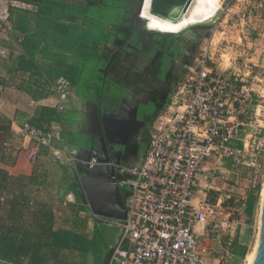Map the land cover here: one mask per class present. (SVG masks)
<instances>
[{"label":"rangeland","instance_id":"rangeland-1","mask_svg":"<svg viewBox=\"0 0 264 264\" xmlns=\"http://www.w3.org/2000/svg\"><path fill=\"white\" fill-rule=\"evenodd\" d=\"M75 1L77 4L85 5L89 2V0ZM136 1L138 0H124V5L129 9L130 14L131 10L135 9ZM77 4L75 10L82 7H78ZM144 4L146 13L143 12L142 17L146 19L147 30L159 31L161 34L181 33L190 25L209 23L217 18L211 24L192 27L185 33L171 36L160 43L155 39H140L139 35L136 42L146 50L152 46L164 48L174 46L184 53L185 60L193 59L200 52L201 47L210 45L213 55L211 64H214L218 70L223 66L229 67L233 63V67L238 68L239 72H247L245 64L249 62L251 63L247 77L249 84L254 85L256 93H261L260 97L257 95L256 97L264 106V0H193L190 6H188L189 3H184L176 6L171 12H165V17L151 13L150 0H145ZM17 8L10 22L0 26V135H7L6 140L8 136H13L14 142H20V140L16 139L18 136L16 133L12 135L11 117L15 119L18 117L23 121L22 119L31 115L33 111L40 112L41 107L44 110L47 107L45 105L36 107L35 101L48 95L41 84V76L38 72L33 71L29 79L25 80L23 69L12 66L14 58L10 57L21 40L19 10L31 9L33 6L21 0V6ZM87 8L84 7L87 12L82 19L76 15L73 20L92 24L93 21L90 22L88 19L103 16L100 10L93 12ZM94 21L99 23L98 20ZM130 21L133 20L130 19ZM8 38L13 39L14 43L11 46L4 42V40L10 42ZM110 47L116 48V42L112 41ZM123 53L114 65L113 76L122 77L123 84L129 90L124 97L121 111L116 114L109 110L110 113L106 115V118H110L107 124L112 128V131L110 128L107 130L108 138L118 143L114 136L119 134L122 144H125L127 140L135 137L131 132L133 125L146 126L145 123L140 122L139 118L143 116L139 113L143 110L144 114L152 113L155 107L152 102H149L150 100H147L148 95L136 96L130 90L136 88L141 76L136 71L138 68L133 66L138 64L140 67L142 61L138 60L136 52H126L125 55ZM146 86L147 84H144V87L140 88ZM258 112L259 115L254 116L252 124L262 127L261 131L264 132V108L258 109ZM46 113L48 112L45 111ZM50 119L52 118L46 117L44 121ZM248 130L253 131V128L248 126ZM259 133L258 136H260ZM19 137L24 139L23 136ZM1 138L4 137H0V158L9 157L8 149L7 151L5 149L10 146L8 147ZM104 139L103 135L97 138L100 147L97 151L101 163L91 168V172L98 176L108 173V167L102 164L106 160L102 152ZM21 141L23 143L24 140ZM31 146H36L34 141H31ZM252 154H256L258 157L256 162L262 165L258 172L241 170L237 173L236 169L233 170L231 167L228 170L217 169V172L211 169L212 173L215 171L213 177L216 179L209 177L208 186L212 187H209L208 197L211 202L218 204L219 219L228 220L229 223V227L219 228L205 239V243L212 248V255L220 259L218 264H248V258L257 246L264 196V151L258 154L255 150ZM30 159L34 161L36 158ZM55 163L51 173V168H46L38 172L34 170L31 175L17 177L12 175L11 177L0 171V197L9 198L8 201H4V204L0 203V243L5 251L15 258L16 264H24L21 255L29 257L27 264L32 262L102 264L105 256H103L104 249L118 242L121 238V230L105 218L96 216L89 206L81 183L77 182L76 186H67L65 189L58 184L70 182L67 176L68 171L75 173L71 171L72 164L70 166ZM48 177H56L58 181H55L53 185H46ZM74 189L78 191L75 202H64L62 198L68 191ZM54 195H59V202L54 200L52 197ZM85 206H89V209ZM113 216L117 217L119 214L113 213ZM21 259V263L18 262Z\"/></svg>","mask_w":264,"mask_h":264},{"label":"built area","instance_id":"built-area-1","mask_svg":"<svg viewBox=\"0 0 264 264\" xmlns=\"http://www.w3.org/2000/svg\"><path fill=\"white\" fill-rule=\"evenodd\" d=\"M20 6L21 0H0V26L8 24L12 9ZM212 59L210 45H205L183 64L148 130L145 154L129 168L128 177L119 179L120 186L130 189L124 197L127 216L105 218L121 230V238L107 251L106 264H209L212 248L205 239L229 223L219 219L218 206L208 194L200 193L206 166L228 160L237 173L258 172L262 167L252 154L264 151L262 127L252 124L259 115L261 93H256L245 73L218 70ZM245 67L250 69L251 63ZM47 87L63 114L73 95L72 82L61 76L48 81ZM17 133L36 144L29 152L33 159L39 147L62 139V127L43 129L28 121ZM80 153L74 148L70 158L74 161ZM98 162L93 157L89 163ZM5 199L2 196L0 203ZM68 201L75 202V195H68ZM0 264L16 263L0 257Z\"/></svg>","mask_w":264,"mask_h":264},{"label":"crops","instance_id":"crops-1","mask_svg":"<svg viewBox=\"0 0 264 264\" xmlns=\"http://www.w3.org/2000/svg\"><path fill=\"white\" fill-rule=\"evenodd\" d=\"M26 2L31 4L33 8H24V10H19L20 17H18V22L19 26L21 27V29L19 28L21 40L18 44V48L15 49L10 57L14 58L12 66L15 65L16 67L18 66L20 69H23V79L25 80L29 79L33 71L38 72L41 76L42 86L45 77L46 79L50 78L53 80L61 76L66 77L72 82L71 89L73 95L68 107L63 112V114H61L57 109L56 98L51 93H48L47 96L40 97L37 102L35 101L36 107L39 105H45L47 108L56 110V117L58 118L53 117L49 125L62 127V139L57 140L54 145L50 147H39L37 150V157L34 161L30 159L29 152L32 148H35V146H31V142L27 138H20L19 136L21 135L17 132L21 128L22 124L25 121L30 120L37 113V111H33L34 114L32 113L28 117L23 118V121L19 120V118L16 116V119L11 117L12 124L10 121V125H12V135L16 133L18 135L16 136V139L18 138L20 142H14L13 139L15 138L13 136H8L5 144L7 143L6 145L10 147H5V150L7 151L8 149L7 152H9V157L0 158V169L4 173L8 174V176L12 177V175H14L17 177L20 175H31L34 170L38 172L39 170L42 171L46 168H51V173L53 172V166L56 164L55 162L67 165L72 164L73 167L71 171L75 174H72L70 171L67 172L70 182L68 181L69 183L66 182L64 184L58 183L65 189L67 186H76L79 179L77 173L74 171L75 163L70 158V151L74 148H77L80 150L83 157L88 159L98 157L99 159L97 150L100 147L98 145L97 138L98 136L103 135L105 137L104 140L106 141L107 130L110 128L112 131V128L109 126V124L105 122L106 115H109L110 111L116 114L121 111L124 97L126 96V92L129 90V88L123 84L122 77L118 78L113 76V73H115V70H113L115 67L114 65L117 62L118 57H120L119 50L117 48L118 46L116 48L110 47L113 40L110 41V44H108L103 41L101 37H97L98 45H100L102 48H106L107 50L104 53L103 51H99L98 60V57H95L96 59L94 60L86 58L88 48L86 50L85 44L88 38L85 34L88 31L90 32L92 24L77 22L73 20V17L77 15L80 16V19H82L84 17L83 15H86L87 12H85L84 7H88L90 2L86 3V5L77 4V1L75 0H31L25 1V3ZM76 4L78 7L82 6L77 12L75 11ZM17 9L18 8H13L12 16L15 15L14 11ZM143 12L146 13V11ZM22 14L23 16H21ZM88 20L90 22H95L94 20L97 19L92 18L91 20ZM88 26L90 28H88ZM78 28H80V30H78ZM22 39H24L23 42ZM8 40L10 42L5 40L4 42L11 46V44L14 43L13 39L8 38ZM107 53L112 54V57L115 58L114 61L109 67L99 66L103 64V62H98L101 56L105 57ZM31 55L33 56V60ZM10 58L8 60H10ZM24 60H26L25 62H28L29 64H31L30 61H32L34 68H25V64L23 63ZM140 61H142L140 67L138 64L133 66L139 69L136 70L137 73H142L140 80H138L136 84L138 89L137 91H132V89L130 90L134 93V95L136 94V96L148 95L147 100H152L154 99L153 97L155 93L150 90L153 88V86L155 85L157 87H154L155 89H158L157 94L161 93V88L163 91L166 90L169 77H171L173 72L176 73L177 68L174 66L172 67V65L169 66L166 71L165 79L159 83L161 85L159 89L158 85L149 79L152 77V75L149 73V70L152 68V66L149 67V62L143 59ZM232 64L233 63H231L229 67L223 66L220 70H226L229 68L236 69V67H233ZM155 69L156 68H154V70ZM179 70L181 71V69ZM245 71L247 72L242 73H245L248 76L250 70L246 68ZM127 72L128 70L126 73ZM113 80L118 82L121 81V84L123 85L121 86V93ZM144 84H147V88H140L144 87ZM252 87L254 88V85H252ZM101 88L102 94L99 95ZM254 90H256V88H254ZM263 107L264 106L262 105H258V109ZM109 119V117L106 118L108 122H110ZM113 128L116 130L115 126H113ZM114 138H116L119 142L122 141V138L119 134H116ZM107 139L110 142L112 141V139L108 138V136ZM21 140H24V144H29V147L21 148L22 145L20 144H23L21 143ZM137 146H139V148L135 147L134 151L130 154L132 156L131 158L133 163L144 153L146 149V143L144 142L143 144ZM20 148L21 150L19 152ZM102 148L103 155L106 158L105 142L102 145ZM27 149H29V151ZM111 162L119 164L117 163V159H111L108 161L107 158L102 162V164L108 167V164ZM100 163L101 161L99 159V162L94 166ZM230 167L235 170L232 163L228 160H225L220 164H208L206 166L207 171H205L201 177L200 193H207L209 195V187H212L208 186L209 177L211 176L213 180H215L216 177H213L215 176L213 173H215V171L217 172V169L221 168L223 170H228ZM211 169H214L215 171L212 173ZM117 176V178L120 179L119 175ZM40 179H42V177H40ZM55 181L57 182L58 178L48 177L45 184L53 185ZM70 194H74L76 198L78 191L76 189L68 191L65 197L62 198L64 199V202L67 203L68 195ZM6 197L7 196H5V198ZM52 197H54V200L59 202V195H54ZM8 199L9 198L7 197L5 201H8ZM211 256L212 257L209 259V263L218 264L220 259L216 258L215 255ZM21 257L24 259V264L29 262V257L24 255H21ZM20 261H22V259L18 260V262Z\"/></svg>","mask_w":264,"mask_h":264},{"label":"water","instance_id":"water-1","mask_svg":"<svg viewBox=\"0 0 264 264\" xmlns=\"http://www.w3.org/2000/svg\"><path fill=\"white\" fill-rule=\"evenodd\" d=\"M190 6L192 4L193 0H188ZM145 0H139L138 6L136 10L133 13V24L131 26V33L135 31L137 35H139L142 38H150L155 39L156 42H162V40H166L171 36H179L183 33H185L187 30L191 29L192 27L198 26V25H207L215 22L217 18L209 23H198L193 24L188 27H186L184 30H182L181 33H173V34H159L157 31L154 30H147L145 28V18H142V10L144 6ZM219 19V18H218ZM162 36V38L160 37ZM125 41L124 39L117 37L115 42L117 44L122 43ZM105 146H106V141ZM109 150L106 149V158L107 160H111L112 157L108 152ZM98 158V157H97ZM90 158L83 157L80 153L76 160H74L75 163V172L77 173L79 179L78 183H81L85 196L88 198L89 206L91 210L96 214V216H100L102 218L106 219H125L127 216V211L124 207V195L121 190V186L119 184L118 176L116 175V164L114 162H111L108 164V173L100 174V176L96 175V173L91 172V168L94 167L90 165ZM99 160V159H98ZM113 213H118L119 216H113ZM262 220H263V228H262V234H261V241L259 249L256 253V256L254 258V261L252 264H264V196L262 198ZM112 252V250H111ZM107 254V253H106ZM105 254V255H106ZM106 256L104 257L103 263H107Z\"/></svg>","mask_w":264,"mask_h":264},{"label":"flooded vegetation","instance_id":"flooded-vegetation-1","mask_svg":"<svg viewBox=\"0 0 264 264\" xmlns=\"http://www.w3.org/2000/svg\"><path fill=\"white\" fill-rule=\"evenodd\" d=\"M138 3H139V0L136 1V5L134 7L135 9L131 10V14H130L129 9L127 7H125V5H124V0H123V2H121V5L125 9V12H126V16L123 19L124 20L123 28H124V31L126 32V34L123 36H117V37H120V38L125 40L120 44L116 43L118 46L117 48L119 50V54H122L124 52L123 55H125L126 52H133V53L136 52L138 54L136 56L139 57L138 60L143 59V60L149 62L150 67L152 65H155V63H157V62L160 65L159 59H160L161 55L165 52H169L172 48H174V46H169V47L166 46L165 48L163 46L162 47L161 46H152L146 50V49L141 48V44H137V42H136L137 34L134 31L131 33V26H132L133 21L131 22L130 19L133 20L132 19L133 13L137 8ZM130 15H131V17H130ZM128 47L133 48L132 51H128L125 49ZM179 51L181 52V50H179ZM180 54H181V56L175 57L174 59H172V61L170 63V65H172V67L174 66L175 68H177V70H176V73L173 72L171 77H169L167 89L163 91V89L161 88V93L157 94L158 89H155L154 87H156V86L154 85L153 88L150 90V91L155 93L154 97H153L154 99L149 101V102H153V106L155 107V108H153L152 113L144 114L143 113L144 110L139 113V114H141L140 116H143L140 118L138 117L141 120L140 122L145 123L146 126L140 127L138 125H133L131 127V132L133 135H135V137L127 140V142H125V144H122V141H120V142L117 141L119 144L116 142H112V141L110 142L106 136V149L109 150L108 152L111 155L113 160L117 159V161H119L118 162L119 164H116V172H117L116 175H119L120 178L128 177L129 176L128 174H130L129 168H131L133 165H136L137 163H139V161L141 160V158L143 157V155L146 152L147 145H148V130H149L151 124L153 123V120L157 116V114L162 110L161 108H163L165 106L166 101H167L169 94H170V91H171V87H172L175 79L177 78V76L181 72L179 69L182 70L183 64L190 60V59L185 60L184 53L181 52ZM123 59L126 61L125 57ZM159 65H158V67H159ZM158 67L152 66V68L149 70L150 71L149 73L152 75V78H150V79L153 81V83H156L160 89V87H161V85L159 84L160 80L158 81L154 75V73L157 71ZM154 68H156V69L154 70ZM168 68H166V71ZM140 74H142V73H140ZM131 89H132V91L133 90L137 91L138 87H136V88L134 87ZM106 123H108L107 120H106ZM144 142L146 143V149H145L144 153L133 163V160L131 158L132 156L130 154L134 151L135 147L139 148V146H137V145L143 144ZM123 168L125 169V171H122ZM121 190L123 192L124 197H127L130 193V189L128 186H121Z\"/></svg>","mask_w":264,"mask_h":264},{"label":"trees","instance_id":"trees-1","mask_svg":"<svg viewBox=\"0 0 264 264\" xmlns=\"http://www.w3.org/2000/svg\"><path fill=\"white\" fill-rule=\"evenodd\" d=\"M25 1H31V0H25ZM90 4L88 5L87 10H93V12H96L97 9L100 10L103 13L102 17H93L95 19H97L99 21V23L93 22L92 23V28L90 29V32H86V37L88 38L86 41V50L88 48V52L86 53L87 56L86 58H89L91 60L99 59V51H103V53L107 50L106 48H102L100 45H98L97 42V37H101V39H103V41H105L106 43H109L110 41H115L117 36H123L126 34V32L124 31V18L126 16V12L125 9L122 7L121 2H123V0H89ZM76 12L78 10H75ZM96 15V14H95ZM97 16V15H96ZM143 18V17H142ZM146 21V20H145ZM76 34V33H75ZM107 47V46H106ZM128 51H132L133 48L128 47L125 48ZM27 50V49H26ZM181 52L176 48H172L169 52H165L161 55L160 57V65L159 63H155V65H152L153 67L158 66L157 71L154 73L156 79L159 81H163V79H165L166 77V68H168L170 66V63L172 61V59H174L175 57L181 56L180 54ZM32 54V53H31ZM33 56L31 55V58ZM96 57V58H95ZM115 58L112 57V54H108L103 57L101 56L100 60L98 62H103L102 65L99 66H104V67H109L110 64L114 61ZM33 60V58H32ZM26 60L23 61V63L25 64V68H29V69H33L34 68V64L32 61L31 64H29L28 62H25ZM124 65V64H123ZM150 67V65H148ZM146 66V67H148ZM139 75H142L140 73H138ZM48 81H53V79L44 78V82H43V87L45 89V91L47 93H51L47 87V83ZM117 87L119 88L120 93L122 92V88L121 86H123L121 84V81L118 82L116 80H113ZM100 85V83H99ZM103 88V87H102ZM102 88L100 90V94H102ZM153 103V102H152ZM45 111L48 112L45 114ZM49 115V116H47ZM46 117H56V110L55 109H51V108H44L39 111H37V113L30 119L27 120L28 122H30L32 125L39 127V128H43V129H49L51 127L50 124V120L44 121V119ZM3 136L4 138H1L2 140L6 141L7 135H0V137ZM0 171H2L0 169ZM3 172V171H2ZM8 175V174H6ZM86 209H89V206H85ZM0 257L5 258L7 260H12L14 261V257L9 255L4 247L1 245L0 243ZM109 247L104 249L103 252V256L107 253ZM105 257V256H104ZM31 264H39V263H35L32 262Z\"/></svg>","mask_w":264,"mask_h":264},{"label":"bare ground","instance_id":"bare-ground-1","mask_svg":"<svg viewBox=\"0 0 264 264\" xmlns=\"http://www.w3.org/2000/svg\"><path fill=\"white\" fill-rule=\"evenodd\" d=\"M188 2H189L188 0H150V11L152 14L165 17V12H169V11L171 12L176 6H178L180 4L188 3ZM143 11H144V6H143L142 12ZM145 23H146V21H145ZM145 28L147 29L146 24H145ZM157 32L159 33V31H157ZM173 33H176V32H172L170 34H173ZM159 34L161 35V33H159ZM261 195H262V190H261ZM262 228H263V220H262L261 227H260V232H259V237H258L256 249L250 254L248 261H247L248 264L253 263L254 258L256 256V253L259 249L260 241H261Z\"/></svg>","mask_w":264,"mask_h":264}]
</instances>
